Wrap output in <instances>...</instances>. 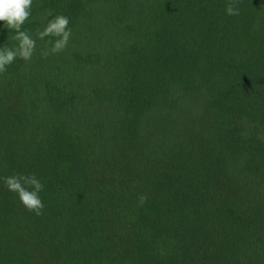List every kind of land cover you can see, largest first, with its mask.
Wrapping results in <instances>:
<instances>
[{
  "label": "trees",
  "instance_id": "16d2710c",
  "mask_svg": "<svg viewBox=\"0 0 264 264\" xmlns=\"http://www.w3.org/2000/svg\"><path fill=\"white\" fill-rule=\"evenodd\" d=\"M229 2L33 0L0 73V264H264V0Z\"/></svg>",
  "mask_w": 264,
  "mask_h": 264
},
{
  "label": "clouds",
  "instance_id": "9594fccd",
  "mask_svg": "<svg viewBox=\"0 0 264 264\" xmlns=\"http://www.w3.org/2000/svg\"><path fill=\"white\" fill-rule=\"evenodd\" d=\"M33 0H0V28L13 31V39L17 41L14 48L0 47V73H4L7 66L18 57L29 60L32 56L36 41L22 30V25L31 15ZM225 14L238 16L240 10L235 6V0H231L225 6ZM69 18L64 15H57L50 20L41 32L39 39L54 37L51 41V51L58 52L67 46L71 36V29L68 28ZM4 184L10 192L16 193L20 203L36 215H40L44 208L39 193L43 190V183L35 175H11L4 178ZM146 197L141 196L140 201Z\"/></svg>",
  "mask_w": 264,
  "mask_h": 264
}]
</instances>
